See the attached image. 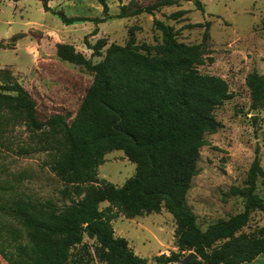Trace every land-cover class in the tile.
<instances>
[{"label": "trees", "instance_id": "trees-1", "mask_svg": "<svg viewBox=\"0 0 264 264\" xmlns=\"http://www.w3.org/2000/svg\"><path fill=\"white\" fill-rule=\"evenodd\" d=\"M36 1L65 25H97L106 20L105 0H98L103 17L67 16L50 7L51 0ZM183 1H193L197 10L203 11L199 0ZM176 3L162 0L116 17L152 15ZM183 13L175 12L170 18L178 20ZM153 25L161 33L156 55L142 51L132 30L124 45H109L94 64L72 46L56 45L59 59L93 73L92 83L69 122L60 114L41 121L29 93L9 72L0 71V114L20 120L30 132L46 133L54 153L50 169L64 184L62 194L69 197L60 211L47 204L31 208L20 201L15 204L11 214L23 231L0 225V257L6 264H173L191 251L197 258L189 264H240L264 252V228L242 232L253 211L264 215V197L255 193L258 177L264 176L258 148L245 187L231 189L232 195L244 197L243 211L218 219L204 230L197 224L187 194L198 173L204 136L220 126L214 110L230 99L231 93L224 79L198 72L205 58L201 44L177 42L171 27L156 19ZM203 26L205 40L209 22ZM84 41L93 56H102L86 38ZM245 85L251 109L258 111L264 107V74L249 73ZM251 119L256 125L258 116ZM114 150L122 151L135 164L134 175L121 187L99 179L97 173L105 154ZM103 202L107 206L101 210ZM162 210L173 218L177 251L159 254L149 263L137 256L124 238L115 236L112 220L117 213L134 218ZM85 237L92 240L91 245L84 242Z\"/></svg>", "mask_w": 264, "mask_h": 264}, {"label": "rangeland", "instance_id": "rangeland-1", "mask_svg": "<svg viewBox=\"0 0 264 264\" xmlns=\"http://www.w3.org/2000/svg\"><path fill=\"white\" fill-rule=\"evenodd\" d=\"M158 1L162 0H105V22L65 25L44 12L36 0H0V71L9 72L29 93L41 121L60 114L69 122L92 83L93 73L59 59L53 51L57 44L72 46L94 64L102 59L109 45H124L132 30L142 51L156 55L161 33L155 29L154 19L171 27L177 42L201 44L205 58L198 72L224 79L231 93V98L214 110L220 126L215 133L204 136L198 173L187 194V203L199 228L204 230L218 219L243 211L244 197L232 195L231 189L245 187L256 148L264 172V107L257 111L254 125L245 85L249 73L264 74V0H199L203 11L197 10L193 1L176 0V4L161 7L152 15L116 17ZM49 6L67 16H104L98 0H51ZM178 11L184 13L178 20L171 19L170 15ZM205 22H209L208 37L203 40ZM197 24L201 26H194ZM85 38L102 56L92 55ZM37 43L42 57L36 55ZM48 142L45 132H30L20 120L0 114V225L5 229L23 231L11 214L18 201L30 208L47 204L57 211L69 203V197L62 194L64 184L50 169L54 153ZM97 173L99 179L121 187L134 175L135 164L122 151L114 150L105 154ZM255 193L264 197V176L258 177ZM106 206L103 202L99 209ZM112 227L116 237L124 238L132 251L149 263L155 256L167 255L174 249V221L164 210L134 218L117 213ZM259 228H264V215L256 210L242 232L252 233ZM84 242L92 244L86 237ZM0 264H6L1 257Z\"/></svg>", "mask_w": 264, "mask_h": 264}, {"label": "crops", "instance_id": "crops-1", "mask_svg": "<svg viewBox=\"0 0 264 264\" xmlns=\"http://www.w3.org/2000/svg\"><path fill=\"white\" fill-rule=\"evenodd\" d=\"M40 44H36V51H37V57H42L44 55L42 53V50L39 48ZM54 52H56L55 49H53ZM42 54V55H41ZM173 251H177V248L174 246ZM168 254V252H166ZM240 264H264V252L260 253L257 257H255L253 260L248 261V262H243Z\"/></svg>", "mask_w": 264, "mask_h": 264}, {"label": "water", "instance_id": "water-1", "mask_svg": "<svg viewBox=\"0 0 264 264\" xmlns=\"http://www.w3.org/2000/svg\"><path fill=\"white\" fill-rule=\"evenodd\" d=\"M257 111L256 110H253L252 112V116L256 115ZM83 227H80V229H82ZM197 256L195 255L194 252H189L183 259L179 260L178 263L179 264H189V262L192 260V259H196Z\"/></svg>", "mask_w": 264, "mask_h": 264}]
</instances>
